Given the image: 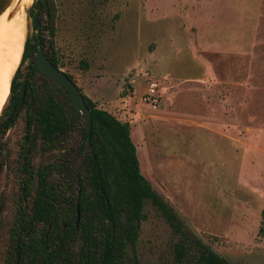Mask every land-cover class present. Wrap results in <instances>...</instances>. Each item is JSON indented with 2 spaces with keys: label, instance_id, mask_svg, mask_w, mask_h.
I'll return each mask as SVG.
<instances>
[{
  "label": "rangeland",
  "instance_id": "374dc122",
  "mask_svg": "<svg viewBox=\"0 0 264 264\" xmlns=\"http://www.w3.org/2000/svg\"><path fill=\"white\" fill-rule=\"evenodd\" d=\"M42 1L24 10L27 38L42 36L51 56L49 31H36L26 12H42ZM54 2L60 70L130 123L154 190L229 264H264V0ZM23 126L0 139V264L23 183ZM49 157L37 156L35 166ZM178 241L148 204L130 252L141 264H181Z\"/></svg>",
  "mask_w": 264,
  "mask_h": 264
},
{
  "label": "trees",
  "instance_id": "16d2710c",
  "mask_svg": "<svg viewBox=\"0 0 264 264\" xmlns=\"http://www.w3.org/2000/svg\"><path fill=\"white\" fill-rule=\"evenodd\" d=\"M41 4L42 12L30 18L36 31H49L52 55H45L59 68L55 2ZM46 46L42 36L34 42L27 38L0 115V139L24 122L19 145L23 163L16 166L23 183L8 228L6 264H141L130 249L138 244L148 204L179 237L176 252L181 264H229L191 233L142 174L130 123L99 108L78 87L92 116L91 131L85 132V121L76 118L69 93L36 64L39 47ZM27 61L31 63L26 78L20 80ZM67 76L76 84L72 75ZM78 132L81 139L75 150ZM37 156L50 157L35 166Z\"/></svg>",
  "mask_w": 264,
  "mask_h": 264
},
{
  "label": "bare ground",
  "instance_id": "6f19581e",
  "mask_svg": "<svg viewBox=\"0 0 264 264\" xmlns=\"http://www.w3.org/2000/svg\"><path fill=\"white\" fill-rule=\"evenodd\" d=\"M34 0H14L0 17V115L11 94L12 81L20 67L28 33L24 10Z\"/></svg>",
  "mask_w": 264,
  "mask_h": 264
},
{
  "label": "water",
  "instance_id": "95a60500",
  "mask_svg": "<svg viewBox=\"0 0 264 264\" xmlns=\"http://www.w3.org/2000/svg\"><path fill=\"white\" fill-rule=\"evenodd\" d=\"M13 1L14 0H0V17L6 12ZM26 12L28 17H31V9H27ZM36 64L45 76L69 93L75 106L76 118L80 115L84 118L85 132L90 133L92 128L91 111L86 105L84 96L78 86L65 72L60 70L48 59L42 47H39L36 53Z\"/></svg>",
  "mask_w": 264,
  "mask_h": 264
},
{
  "label": "built area",
  "instance_id": "2783aa9c",
  "mask_svg": "<svg viewBox=\"0 0 264 264\" xmlns=\"http://www.w3.org/2000/svg\"><path fill=\"white\" fill-rule=\"evenodd\" d=\"M153 91H154V90H153ZM153 91H152V93H153ZM153 96L156 97V98L154 99V101H155V102H158V100H157V97H158V96H157V95H154V94H153Z\"/></svg>",
  "mask_w": 264,
  "mask_h": 264
}]
</instances>
